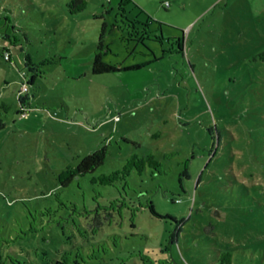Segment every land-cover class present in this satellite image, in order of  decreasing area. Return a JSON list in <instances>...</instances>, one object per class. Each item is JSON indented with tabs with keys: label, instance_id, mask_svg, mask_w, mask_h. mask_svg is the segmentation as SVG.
Listing matches in <instances>:
<instances>
[{
	"label": "rangeland",
	"instance_id": "374dc122",
	"mask_svg": "<svg viewBox=\"0 0 264 264\" xmlns=\"http://www.w3.org/2000/svg\"><path fill=\"white\" fill-rule=\"evenodd\" d=\"M69 2L0 0L2 264H264V0Z\"/></svg>",
	"mask_w": 264,
	"mask_h": 264
},
{
	"label": "trees",
	"instance_id": "16d2710c",
	"mask_svg": "<svg viewBox=\"0 0 264 264\" xmlns=\"http://www.w3.org/2000/svg\"><path fill=\"white\" fill-rule=\"evenodd\" d=\"M87 0H70L68 3V9L71 13H77L79 11H82L86 7ZM6 22L5 25L1 31V34L5 36L6 39H8V33L11 30L15 29V26L12 25V23L9 21L8 18H5ZM9 21V23H8ZM103 30V28H102ZM102 42L98 44V51L95 53L93 62H92V71L94 73H102L107 71H119L120 68H117L109 63H105L102 60ZM5 50V49H4ZM141 64H134L125 67L124 69H136L140 68ZM104 158V152L102 149L96 150L93 153H90L89 155L82 158L80 163L75 166H68L64 170H62L59 173L58 179L62 185H66L68 181L74 175L83 174L92 171L96 166L102 163ZM159 165L160 160L156 158L153 154H146V155H139V154H132L130 157L127 158L124 166L121 169L114 170L107 174H102L97 177H93V180L100 181L103 184H113L118 180H126V178L131 174L133 170H135L138 174H141L146 167H150L153 169V171H159ZM113 218V214L110 212H107L104 215L97 214L93 218L92 225L99 229L105 222L110 221ZM180 221H178L179 223ZM230 252L223 251L219 259L222 263H230ZM0 264L1 262V256H0ZM52 264H83L77 260L73 261H67L65 259H56Z\"/></svg>",
	"mask_w": 264,
	"mask_h": 264
},
{
	"label": "built area",
	"instance_id": "2783aa9c",
	"mask_svg": "<svg viewBox=\"0 0 264 264\" xmlns=\"http://www.w3.org/2000/svg\"><path fill=\"white\" fill-rule=\"evenodd\" d=\"M5 57L6 58L9 57L8 52L5 53ZM22 89L23 90H27V84L26 83H22ZM25 110H26L25 107H21V113H22V115L26 113Z\"/></svg>",
	"mask_w": 264,
	"mask_h": 264
}]
</instances>
